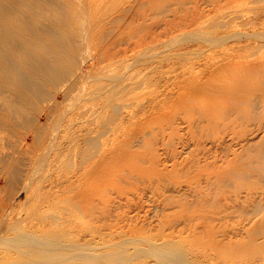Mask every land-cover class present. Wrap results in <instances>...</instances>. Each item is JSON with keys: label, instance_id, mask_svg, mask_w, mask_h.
<instances>
[{"label": "rangeland", "instance_id": "rangeland-1", "mask_svg": "<svg viewBox=\"0 0 264 264\" xmlns=\"http://www.w3.org/2000/svg\"><path fill=\"white\" fill-rule=\"evenodd\" d=\"M177 1L180 2L178 3ZM177 1L144 0L142 3L134 6L133 10L127 11L122 17V22L107 24L103 30V34L110 33V37L107 39H110L108 43L114 38L113 36L117 32L119 39L123 41L117 46L111 47L100 60L113 56L114 51H116L115 48L118 46L127 47L133 45L138 38H140L142 46L138 47L137 50L146 49V43L157 39L153 41L150 49L146 52V56H155H147L145 58L150 59L152 57V60L155 61V66L159 65L163 68L162 70L165 71L166 77L170 79L168 86L169 90H172L173 92L170 94V97L173 95L175 97L179 90V88H176L177 86H174L173 83L176 80L181 81L193 73H196V77H204L202 80L206 81V83H208V80L210 82L211 79L224 80V85L226 86L232 83L229 80H232L234 77H239L238 75L241 76L244 72L247 80L258 83V79L260 80L261 78L258 77V74L260 72L262 76L264 74V0ZM127 2H130V0H120L119 5L128 9L130 6L126 5ZM176 3L178 4L176 5ZM178 5H182L183 9ZM188 8L189 10H195L194 13L200 11V14H197H205V16L201 15L199 18V15L197 16L196 14L193 17L196 20L195 21L192 17H188V14L192 12V10L190 12ZM172 9H175L173 13ZM176 9L177 12L178 10L180 11V15L176 12ZM184 9L188 14L183 19L182 13L184 14ZM192 13L191 15H193ZM187 17L191 19L190 22H193L187 24V21L189 20ZM173 18L175 20L180 18L178 20L179 22L177 21L176 24V22L173 23L170 21V19L173 20ZM185 19L188 20L185 21ZM165 20L168 22V25L171 26V28L168 27L170 33L164 32L167 31V22L165 23ZM181 20L184 23L181 22ZM210 20L213 21L209 22ZM169 22H172V24H169ZM180 24L182 25L181 29H179ZM184 25H186V27ZM188 25H191V28H189L190 26ZM183 26L184 29H182ZM201 26L203 27L199 28ZM172 28L176 29L171 30ZM162 31L164 34H161ZM182 31L183 33H181ZM201 31H203L204 35H206V32L208 31V34H210L208 35V38L217 39V37H219L218 39L223 43L219 41L221 43L219 44L218 41H216L218 43L216 44L215 42L216 46L214 43V46L205 42L202 44L200 40L198 41L193 38L201 33ZM191 32H193V35ZM195 32L196 34H194ZM169 34L172 35L170 36ZM188 34H191L192 36ZM161 35L163 38H160ZM165 35L170 38H165ZM178 36L181 39H185L180 41V38L177 39ZM190 36L195 40H189ZM222 36L223 38H221ZM174 37H177V40ZM164 40H166V43L167 41H170L168 43L169 45L173 42V45H166ZM130 41H133L132 44H130ZM154 42L156 43L155 45H153ZM159 43L161 45H159ZM138 44L129 47L133 49L136 48ZM201 44L203 46L199 49L198 47ZM164 47H166L167 50ZM131 49L129 51H131ZM211 63H214V65L217 66L207 68ZM255 63L257 65L256 67ZM103 64L107 65L108 62ZM247 64L254 66V68L249 70ZM261 69H263V74ZM110 70V72L108 71L109 73L114 72L112 69ZM150 90L161 92L163 87L151 86ZM204 97L209 99L216 98L214 95L207 93V95L198 97L197 100L200 98L199 100L201 101ZM189 99L193 102L189 101ZM186 100L190 102V108L181 105L179 102H174L171 99L168 103L166 101L160 103V111L169 114L168 122H163L164 118L146 121L147 123L145 126H147V128H152V130V126H154V132H156L155 135L152 131L153 133H151V136L148 135L150 138L147 136L148 142L153 135L158 136L157 138H154L153 136L154 142L151 140L150 143L152 144L153 142L151 147L150 145L147 146V144L150 143L146 142L145 137H140L145 140L143 141L140 139V145L136 143V140H139L138 137H101L102 139H108V149H111L113 146L114 148L109 151V157H106L107 159L100 162L98 166H94V163L97 160V155L87 156L84 165V167L86 166L85 169H81V157L78 158L77 165L74 163V157L71 161V154L69 155L68 153L69 147L74 143L80 147L88 148L89 150L92 145L89 144L87 140L85 141L83 137H81L82 139H79L80 137H54V139H52V137H50L51 130L62 125L54 120V116L45 117L44 120L39 123L40 125L42 124V126L44 125L45 128L42 137H36L37 133L35 134L34 131L35 126L33 127V124L30 123V117H27V115L23 116L25 119L23 118L22 121L20 120L19 123H16L18 125L11 123L8 125V123L3 122V124L10 126L9 128L6 125H2V122L0 121L1 132L5 130V132L0 134V218L4 219L6 218V215H12V217H14L17 216V214L28 217H38L40 216L39 214H43L44 219H54L55 216L70 218L68 222L71 221V224H74V222H81L79 221L80 219L84 222L90 218H97L99 213L102 215H99L101 217H103V215L109 217L107 212H104L105 210L102 211L103 209H100V207H103L104 209L106 208V210L111 207L108 211L111 216L108 221L112 220L113 227L112 231L110 228H107L108 230H104L103 232L102 237L105 240V244H103V242L100 243V245L93 243L89 245L90 247H85L86 249L84 248L83 250L77 248L78 250H81V254L85 252V256L89 255L90 258H95H88L90 259L88 260L85 258L89 256L85 257L82 255L83 260L78 258L82 260L81 262L77 258H74V260H77V262H74L75 264H79V262L81 264L83 261H85L83 264H91V261L93 260L92 264H111L113 258L119 260H114L115 264H118V262L121 264H163L164 262L161 263L159 260L166 256L167 259L168 256H170L168 259L170 260V263L166 262V264H173L174 258V264H205V262H207V264H246L252 259H259V261L254 264H264V212L260 213V215L250 214L244 220V218L240 217L239 213L236 211L244 209L252 211V207H255L257 204L243 200L247 193V190L244 189L246 181H242L238 177H235L239 182L234 179L235 186L230 185V189H224L223 187H220V184L223 183L222 181L218 183V188L215 186L217 183L214 177L218 171L221 175H225L237 168L246 166L259 173L256 176L250 177L247 182L248 186L257 189L259 193H264V120H262V125H260L262 123L260 121L253 123L248 122L244 125L246 126L245 128L243 126L244 129L241 128L242 125L240 124L241 126H238L239 128L236 127L230 131L229 129L221 130L222 135L218 133L219 137L217 135L215 137V133H211V129L213 130V128H211L212 126L207 127L206 125L207 131L205 130L204 133H206L207 138L209 137L208 139L205 138L208 140V142H206L204 138H201L203 137L201 135L205 136L203 131L205 129L204 126L207 123L203 122L202 124V116H200L201 110L196 106L198 101L196 100L195 102L193 98H186ZM193 107L195 109L197 107L198 109L195 111ZM184 108L186 109V112L188 110V114L185 112L183 114L180 113V111H185L183 110ZM260 110L254 112V114L257 113L256 115H260L259 112H261L260 116L264 117V108ZM176 113L179 119L177 117L174 118ZM178 113L181 115L179 116ZM197 113L199 114V117H197ZM185 114L190 118L192 116V120ZM183 115H185V119H183ZM186 118L190 119L191 122H194V120H200L201 123L195 121L197 123H192V127L190 122L187 123L188 120ZM174 119L177 120L175 121ZM154 122L158 128L153 125ZM175 122L178 126H176ZM165 124L167 126L171 125L170 128L168 126L167 129H178L175 130L176 137L173 134L174 137H171L170 132L172 131H168L164 126ZM199 124L201 126H199ZM173 125L176 128H174ZM189 126H191L192 129L198 126L200 131L198 129H193V132L195 133L192 134L190 131L187 132V130L192 131L191 127L188 128ZM201 130H203L202 133ZM159 131L164 135L159 134ZM207 132L208 134L211 133V135H214L211 137L209 134L210 136H208ZM167 133L169 135H167ZM74 134L75 132L73 135ZM199 134L201 135L198 140ZM160 135L162 137H160ZM193 135L196 137H193ZM51 140L54 141L52 142ZM78 140H80V142H78ZM197 141L200 142V144H198ZM213 144L215 145V148H219L220 151L224 152L216 162H206L204 158L206 155L205 152L209 151V149L213 147ZM50 145H54L52 147H60V150L62 149V153L58 155L54 162H52V165L49 164V161L51 158H54L55 155L53 152L48 155L51 151ZM134 145L136 147H141H138L136 150V148L133 147ZM142 145H145V147H142ZM146 146L148 149L150 147V149L147 150ZM208 155L209 154L207 153V157ZM211 158L209 161H213ZM44 160V167L41 171L39 170V165ZM33 166H35L34 169ZM129 168H132V170L130 171ZM125 169V172H129L125 173L124 171H121ZM197 173L199 175H197ZM247 176L249 177L248 172ZM210 178L212 180H210ZM254 178H260L259 180L255 179L258 185H252L250 183L251 180L255 181ZM239 183L240 185H244L241 186V188L243 187L242 189L240 188ZM230 184H233V182H230ZM236 184L239 185V187H237ZM215 188L218 191L216 190L214 192L213 190ZM239 188L240 190H238ZM217 192L220 193L217 194ZM208 194L209 196H207ZM212 196L215 197L213 198ZM210 201H213L214 203L210 204ZM105 202H109L107 203V207ZM203 202H205V205H203ZM262 202L263 203L260 204L261 206L264 205V201ZM208 203L209 206L207 207ZM110 204L111 206H109ZM57 205L62 207L60 213H58L56 209L54 210ZM71 205L72 209L70 210ZM128 205L130 208L127 207ZM63 206L68 209L65 210ZM120 206L124 207L120 208ZM202 206L204 207L201 208ZM87 210L90 213L89 217L84 215V212ZM111 210H115V212L113 213ZM262 211H264V208ZM119 214L121 215L119 216ZM46 228L52 227L49 226ZM0 229V232L7 231L6 225H2L1 223ZM17 231L23 233L26 230L24 227H21L20 229L15 230V232L12 231L9 236H14V233H18V237H20L19 235H21V233ZM258 231L263 232L259 233ZM86 235L89 236L87 232ZM141 236L143 238H140ZM68 237L73 238L72 235H68ZM128 238H130V240ZM146 239H148L152 245ZM252 240L253 244L251 245ZM18 241L19 239L16 238L15 243ZM134 241L140 242L138 245H140L141 248ZM8 242L5 241V243H7L6 245L4 241H2L4 244H0V254L7 246L13 247L14 240L12 242L10 241V246L8 245ZM115 242L119 243L116 245L118 248H114L116 247ZM121 242H123V244H121L122 246L120 245ZM152 242L154 244L157 243L156 245L160 246L154 247L155 249L153 250L155 251L151 250L152 246H154ZM163 242L164 244L166 242L170 243H168L169 250L167 245L165 247L163 246ZM109 243L112 245H109ZM160 243L163 244L162 247L165 248L166 252L163 250L164 248L162 249L163 252H161L162 250L160 248L162 247ZM125 244L126 246H124ZM132 244L134 245L132 246ZM101 245H104V250L107 249V247L109 249L114 248L112 251H116L117 254L112 252L111 256L113 257L115 254L114 256L116 257H113L111 261L104 259L103 257H98V253L103 250V246ZM120 246L123 249H121ZM93 247L96 249H93ZM172 248L173 250L170 252ZM116 249H120L118 251H121V255ZM124 249H126V251ZM78 250V253L76 251L73 252V257L81 255ZM148 250H151L152 252H149ZM167 250L170 253L167 252ZM129 251L131 253H129ZM90 252H95L93 255H96H90L92 254ZM159 252L162 256L159 255ZM74 253L77 254L75 255ZM140 253L141 256H137ZM131 254H134L133 257ZM170 254H172L173 257ZM129 255L130 257H128ZM158 255L161 259L158 258ZM122 256L125 258L124 260L121 258ZM119 257L122 259L123 263L120 261L121 259H119ZM126 258L127 260H130L127 262ZM171 258L173 259L171 260ZM177 258L179 263H176ZM96 259L101 262L98 263ZM164 259L165 258L161 261L167 260ZM182 259H184V261ZM1 261L2 258L0 259V264H2ZM88 261L90 262L88 263Z\"/></svg>", "mask_w": 264, "mask_h": 264}, {"label": "bare ground", "instance_id": "bare-ground-1", "mask_svg": "<svg viewBox=\"0 0 264 264\" xmlns=\"http://www.w3.org/2000/svg\"><path fill=\"white\" fill-rule=\"evenodd\" d=\"M143 1L144 0H130V2L126 3V5L130 7L126 9L124 6L119 5L120 0H0V121L2 122V125H6V124H3V122L8 123V125L9 123L11 124L19 123L20 120L22 121L23 118L25 119V117L23 116L27 115V117L29 116L31 118V119L29 118V120H31L30 123L33 124V127L35 126L34 131H35V134L37 133L36 137H42V135L45 132V128H44V125L42 126V124L40 125L39 123L43 121L45 117L54 116L55 117L54 120L58 121V124L60 123V125L61 124L62 125L60 127L58 126L59 128L55 127L56 129L51 130L50 137H52V139H54V137H80L79 139H82L81 137H83L85 141L87 140L88 143L92 145V147L89 150L88 148L80 147L74 143L73 145H70L69 147L68 153L69 155L71 154V161L74 157V163L75 165H77L78 158L81 157L82 158L81 169H85L86 166L84 167V165L86 163L87 156L89 157L90 155L91 156L97 155L96 156L97 160L94 163V166H98L100 162H103L107 159L106 157H109V154H110L109 151L114 148L113 146L111 147V149H108V139H102L101 137H138L139 140H136L137 141L136 143L138 144L140 143V139H141L140 137H145L146 139L145 138L144 139L146 140V142H148L147 136L148 135L151 136V133L154 132V126H152L153 130L150 127L147 128V126H145V124L147 123L146 121H150V120L158 119V118L159 119L164 118L163 122H166V121L168 122L169 114L165 112L162 113V111H160L159 109V105L160 103L164 101L168 103L170 99L173 100L174 102H179L181 105H184L190 108L191 105L189 101H192V100L189 99L188 101L186 100V98H193V100H195L196 102L198 97L207 95V93L214 95L216 98H213V99L204 97L200 101L199 100L200 98H199L197 100L198 103L196 104V106L200 108L199 110H201L200 116H202V120H201L202 124L203 122L207 123L204 126L205 129L202 128L204 129V131L201 130V133L202 131L203 133L205 132V130L207 131L206 128L208 126L209 127L212 126L211 128H213V130L210 128L211 133H215V137L216 135L218 136V133L221 134L222 132L221 130L229 129L230 131L231 129H234L241 125H242L241 128H243V126L246 125L248 122L249 123L258 122V121L262 122V120H264V117L260 116L261 112H259L260 115H256L257 113L254 114V112H258L257 110L264 108V74H263L264 68L261 69L263 76L261 75V72L258 74L259 70L257 71L258 77H261L260 80L258 79L259 81L258 83L247 80V77L243 72L241 76L238 75L239 77H234L232 78V80H229L232 83L226 86L224 85L225 84L224 80H217V79L212 80L211 79L210 82L208 80L207 81L208 83H206V81L202 80V78L204 77H201V78L196 77V73H193L189 77H185L181 81L176 80L173 83V85L177 86L176 88H179V90L175 97L174 95L170 97V94L173 92L172 90H169L168 86H169L170 79L166 77L165 71L162 70L163 68L161 66L159 65L155 66L154 64L155 61L152 60V57L150 59L145 58L148 56V55L146 56V52L150 49L153 41L157 39H154L153 41L146 43L145 45L147 47L146 49L137 50L138 47L142 46V44L140 43L141 40L140 38H138L133 45H129L130 47H132L139 43L136 48L131 49L129 46L127 47L118 46L117 48H115L116 51H114L113 56L100 60L111 47H115L123 41L119 39V35H117L118 33L117 32L113 36L114 38H112V40L108 43L110 39L109 40L107 39L110 37V33L103 34V30L105 26L107 24H114L116 22L118 23L122 22L123 20L122 17L126 14V12L133 10L134 6H137ZM178 3H176V5ZM182 5H178V6L182 8ZM177 9H176V12H177ZM185 9H184L185 15L181 12L183 19L188 14L185 12ZM174 10L172 9V13ZM191 10L192 9H190L189 11L191 12ZM194 11L195 10H192L193 13L192 12L191 13L193 15L189 13L191 16L188 14V17L193 18L194 15H196L197 13L200 14V11L197 12L198 11L197 10L196 11L197 13H194ZM177 13L179 14L180 11L178 10ZM199 14H197V16ZM201 15H199V18ZM202 16H205V14ZM190 18H188L189 20L187 19L188 21L185 19V21H187V24H190L193 22V21L190 22L191 21ZM177 19L179 20L180 18H177ZM173 20L170 19V21H172L173 23L176 22L177 24L178 20H175L174 18ZM182 20L181 22L184 21ZM211 21L213 20H210L209 22ZM166 22L167 21L165 20V23ZM172 22H169V24H172ZM181 24L179 25L180 26L179 29H181L183 25ZM166 25H167V31H164V32L170 33V31L168 30L169 29L168 27L171 28V26L168 25V22ZM184 26L186 27V25ZM184 26L182 29H184ZM188 26H190L189 28H191V25H188ZM202 27L203 26L199 28H202ZM173 29H176V28H172L171 30ZM193 31H196V30H193ZM162 33L163 31L161 32V34ZM181 33H183V31ZM191 33L193 35V32ZM194 34H196V32ZM188 35H191V34H188ZM208 35H210L208 34V31L206 32V35H204L203 31H201V33L197 34L196 37H193V38L197 39L198 41L200 40L202 44L205 42L211 46L213 45V43L215 46L218 43L219 44L223 43L220 41V39H218L219 37H217V39H213V38L211 39V38H208ZM191 36L189 37V40H195V39H192ZM233 36L235 37L234 34ZM160 38H163L162 35L160 36ZM165 38L169 39L170 37L168 38L165 35ZM179 38L180 37L178 36L177 39ZM221 38H223V36ZM175 39H174V42H175ZM184 39L180 38V41ZM165 41L166 40H164V43H166ZM216 41H218V43ZM132 42L133 41H130V44H132ZM169 42L167 41L166 45H169L168 44ZM172 43L173 42H171L170 45ZM155 44L156 43L154 42L153 45ZM202 44L199 45L198 47L199 49L202 48L203 46ZM159 45L161 44L159 43ZM130 49L132 52L129 51ZM98 55H99V58H98ZM150 56H155V55H149L148 57ZM105 62H108V64L107 65L103 64ZM211 66H217V65H214V63H211L208 65L207 68ZM256 66L257 65L255 63V67ZM247 68L251 70L254 68V66L248 65ZM110 69H112L114 72L109 73L111 71ZM151 86L163 87V90L161 92L160 91L154 92L150 90ZM197 107L196 109H198ZM193 109L196 111L194 107ZM202 109H205V110H202ZM183 110L185 111H182V112L180 111L181 114H183L184 112L185 113L188 112V110L186 112L185 108ZM180 113H178L179 116L181 115ZM185 115H183L184 117L182 116L183 119H185ZM176 117L178 118L177 113L174 118ZM187 117L190 118L188 115ZM197 117H199V114L197 115ZM190 119L192 120V116ZM190 119H187L188 120L187 123L190 122L192 127L195 121H197L198 123H201L200 120H199L200 122L198 120H194V122H191ZM174 120L176 121L177 119H174ZM262 124L263 122L260 125ZM153 125L156 126V123L154 122ZM164 126L167 129L168 126L170 128L171 125L167 126L165 124ZM176 126H178L177 123H176ZM191 126H189L188 128H190ZM199 126L201 125L199 124ZM254 126H255V123H254ZM7 127L9 128L10 126H7ZM245 127L246 126H244V128ZM174 128L176 127L174 126ZM193 129H198V126ZM193 129L192 131L187 130V132L190 131L193 134L195 133L193 132ZM167 130L169 131L170 129H167ZM175 130H170L172 131L170 132L171 137H174L173 135L176 134ZM3 132H5V130L2 132L0 130V134ZM74 132L75 134L73 135ZM211 133L209 134L211 135ZM154 134L156 135V132H154ZM159 134L162 135L163 133H160L159 131ZM204 134L206 136V133ZM209 134L208 136H210ZM155 135H153L154 138L155 137L157 138L158 136H155ZM161 135L160 137H162ZM167 135L169 134L167 133ZM200 135L201 134H199L198 140L200 139ZM153 136L151 137V139H149L150 141L148 143H150L151 140L154 139ZM201 136H203L201 138L202 139L204 138V140L209 138V137L207 138V136L205 137L204 135H201ZM193 137H196V136L193 135ZM78 142H80V140H78ZM206 142H208V140H206ZM136 143L134 142L135 145ZM197 143L200 144V142L198 141ZM152 144L151 143L147 144V146L150 145L151 147ZM135 145L133 147H135L137 150L139 146L136 147ZM52 146L50 145L51 151L48 150L50 151L48 155H50L51 152H53L55 157L51 158V160L49 161L50 165H52V162H54L57 159L58 155L62 153V149L60 150V147H52ZM143 146L145 147V145H142V147ZM147 146H146V149L149 150L150 147L148 149ZM198 148L200 149L199 146ZM223 152L224 151H220L219 148H215V145L213 144V147H211L209 151L205 152L206 154L204 157L205 161L206 162H216L222 156L221 154ZM207 153L209 154L208 157H207ZM210 158L213 161H209ZM136 160H139V159H136ZM42 162L40 163V165L38 163L39 168H40L38 169L41 171L44 167L45 160ZM58 162H62V161H58ZM34 167L35 166H33V169ZM129 169L130 171L132 170V168H129ZM121 171L125 172L126 169L121 170ZM247 172L249 173V177L247 176ZM258 174L259 173L245 166V167L237 168L233 170L232 172H228V174H225V175H221L219 171L214 175L216 183H217L215 184V186L217 187L219 185L218 183L222 181L223 183L220 184V187H223L224 189H227V188L230 189L231 188L229 187L230 185L235 186V183H234L235 180L239 182L237 179H235V177L236 178L238 177L242 181H246L245 183L246 185L244 189L247 190V193L244 196L243 200L247 202H252L253 204H256V203L257 204L255 207H252L253 208L251 209L252 211H248L247 209L236 211L239 213L240 217L244 218V220L250 214L260 215V213L264 212L262 211V209L264 208V205L262 206L260 205L261 203H263L262 201H264V193L263 192L259 193L257 189L251 186H248V183H247L251 176H256ZM197 175L199 174L197 173ZM255 179L259 180L260 178L259 179L254 178V180ZM210 180L212 179L210 178ZM256 180L255 181L251 180L250 183L252 185L253 184L258 185V183H256ZM230 182H233L234 185L230 184ZM239 185H237V187H239ZM241 186H244V185H240V188ZM240 188L238 190H240ZM216 190L217 189L215 188L213 191L215 192ZM218 193L220 192H217V194ZM207 196H209V194ZM210 196H211V193H210ZM105 203L107 207V203L109 202H105ZM204 203L205 202H203V205H205ZM212 203L214 202L210 201V204ZM109 206H111V204ZM208 206H209V203L207 207ZM122 207L120 206V208ZM127 207H129V205ZM203 207L204 206H202L201 208ZM110 208L106 210V208L104 209L103 207L102 208L100 207V209H103L102 211L105 210L104 212H107L109 217H111L109 214L110 212H108ZM55 209L57 210L58 213H60V210L62 209V207H60V205H57L54 208V210ZM64 209L67 210L68 208L64 207ZM71 209H72V205H71L70 210ZM112 212L114 213L115 210ZM121 214H119V216ZM39 215L40 216L38 217H28V216H24L21 214L19 215L17 214V216H14V217H12V215L11 216L6 215V218L4 219L0 218V223L2 225H6L7 227L6 232H0V244L2 245L5 243V241L7 242L9 241L8 245L10 246L11 244L9 243H11L14 240L13 247L4 246L6 248L0 254L1 255L0 259L2 258V261H1L2 264H75L74 262H77V260H74V258L82 259L83 258L82 255H84L85 252L83 251L84 253L81 254L80 251L83 250L85 247L87 248L90 244H93V243L100 245V243L103 242V244H105L104 243L105 240L102 237L103 232L104 230H108L107 228H110V230L112 231V227H113L112 220L108 221L109 219L108 216L103 215L104 218L101 217L102 215L100 213L98 214V216L101 215L99 216L100 218L98 216L96 218L94 215L95 217L94 219L90 218L89 220L87 221L85 220L84 222H82L83 220L80 219L79 221L81 222H74V224H71V221L68 222L70 218H63L62 216H55L54 219L52 218L44 219L43 214H39ZM84 215L89 217L90 213L88 212V210L84 212ZM105 217L107 220L105 219ZM49 226L52 228H46ZM21 227H24L26 231H24L23 233L17 231L21 233V235H19L20 237H18V233H14V236H9V234L12 231L15 232V230L20 229ZM86 232L88 233L89 236L86 235ZM262 232H259V233H262ZM68 235H72L73 238L68 237ZM16 238H18L19 241L15 243ZM140 238H143V237L141 236ZM128 239L130 240V238ZM2 241H4V243H2ZM118 242L117 243L115 242L116 243L115 246L119 244ZM123 242H121L120 245L123 244ZM136 243L137 245L138 243L140 244V242H136ZM149 243L151 244L150 241ZM166 243L164 244L163 242L164 245L160 243L161 247L162 245L164 247L166 245L168 246L169 242L167 244ZM5 244L7 245V243ZM110 244L111 243H109V245ZM156 244L153 243L154 246H152L151 250L155 249L154 247H160ZM252 244H253V240H252L251 245ZM133 245L134 244H132V246ZM101 246H103V250H104V245H101ZM124 246H126V244ZM138 246L140 247V245ZM164 247L160 249L162 250ZM77 248L78 249L80 248L81 250H78ZM114 248H118V246ZM114 248L109 249L107 247V249H105L104 251L102 250L100 251V253H98L99 254L98 257L100 258L103 257L104 259H108L111 261L113 257H116L114 256L115 254L113 255V257L111 256L113 252L112 250H114ZM173 248L170 250V252L173 250ZM93 249H96V248L93 247ZM121 249L123 248L121 247ZM126 249L124 250L126 251ZM77 250L79 251V254H81L80 256L82 257L80 256L73 257V252L74 251L77 252ZM116 250L117 252H119L118 250L120 249H116ZM151 250H148V251L150 252ZM163 250L165 251V248ZM163 250L161 252H163ZM168 250H169V246H168ZM168 250L167 252H169ZM93 253L90 255H93ZM113 253H116V251ZM129 253L131 252L129 251ZM146 254H147V251H146ZM95 255L96 254H94L93 256ZM131 255L133 257L134 254H131ZM159 255L162 256L161 253ZM159 255H158V258L161 259ZM137 256H141V253ZM128 257H130V255ZM169 257L170 256H168V259ZM183 257H180V258H183ZM88 258H90V256L85 259H88ZM94 258H90V259H94ZM121 258H123V256ZM121 258L119 257V259ZM163 258L167 259V256ZM124 259L125 258H123V260ZM168 259L166 261L159 260V262L161 263L164 262L165 264L166 262L170 263V260ZM172 259L173 258H171V260ZM82 260H80V262ZM96 260L98 261V259ZM114 260H117V259L113 258V262L111 261V264H115ZM128 260L126 258L127 262ZM174 260L175 258L173 259V264L175 262ZM182 260L184 261V259ZM182 260L180 261L183 262ZM93 261H91V264ZM120 261H122V259ZM176 261H177L176 263H179L178 258ZM258 261L259 259H252V260H249L246 264H254ZM84 262L85 261H83V263ZM89 262L90 261H88V263ZM99 262L101 261H98V263ZM118 264H121V263L118 262ZM205 264H207V262H205Z\"/></svg>", "mask_w": 264, "mask_h": 264}]
</instances>
